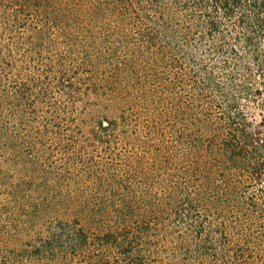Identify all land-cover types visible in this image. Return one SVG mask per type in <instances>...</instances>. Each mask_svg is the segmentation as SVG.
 Listing matches in <instances>:
<instances>
[{
	"label": "trees",
	"instance_id": "trees-1",
	"mask_svg": "<svg viewBox=\"0 0 264 264\" xmlns=\"http://www.w3.org/2000/svg\"><path fill=\"white\" fill-rule=\"evenodd\" d=\"M264 0H0V264H264Z\"/></svg>",
	"mask_w": 264,
	"mask_h": 264
},
{
	"label": "rangeland",
	"instance_id": "rangeland-1",
	"mask_svg": "<svg viewBox=\"0 0 264 264\" xmlns=\"http://www.w3.org/2000/svg\"><path fill=\"white\" fill-rule=\"evenodd\" d=\"M251 111L254 113V125H257L261 121L262 115H264V108H252ZM6 198L0 190V206L5 202Z\"/></svg>",
	"mask_w": 264,
	"mask_h": 264
}]
</instances>
